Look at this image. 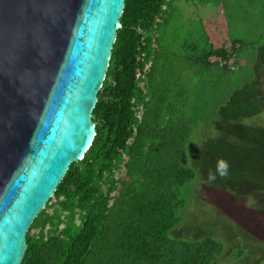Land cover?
Wrapping results in <instances>:
<instances>
[{
  "label": "trees",
  "instance_id": "trees-1",
  "mask_svg": "<svg viewBox=\"0 0 264 264\" xmlns=\"http://www.w3.org/2000/svg\"><path fill=\"white\" fill-rule=\"evenodd\" d=\"M176 1L125 0L96 135L30 226L21 264H264V124L248 108L264 97L262 64L230 112L203 109V95L194 107L188 84L160 70L171 62L158 29ZM241 46L207 44L202 66L233 70ZM218 158L229 177L209 185Z\"/></svg>",
  "mask_w": 264,
  "mask_h": 264
},
{
  "label": "water",
  "instance_id": "water-1",
  "mask_svg": "<svg viewBox=\"0 0 264 264\" xmlns=\"http://www.w3.org/2000/svg\"><path fill=\"white\" fill-rule=\"evenodd\" d=\"M125 0H0V264L96 135Z\"/></svg>",
  "mask_w": 264,
  "mask_h": 264
},
{
  "label": "rangeland",
  "instance_id": "rangeland-1",
  "mask_svg": "<svg viewBox=\"0 0 264 264\" xmlns=\"http://www.w3.org/2000/svg\"><path fill=\"white\" fill-rule=\"evenodd\" d=\"M178 5L168 9V19L158 29L160 48L165 50L163 63L171 62L160 68L170 81L183 79L188 89L193 91L192 104L199 105V95L204 96V108L215 111L222 105L221 115L230 112V98L237 89L248 94L244 88L256 77V68L262 64L264 75V1L255 0H178ZM167 11V12H168ZM166 12V13H167ZM232 40L241 43L236 50V66L231 71H223L215 64L202 66V58L207 44L223 41L230 45ZM209 42V43H208ZM175 59L168 58L169 53ZM261 54V60L259 56ZM210 60L216 61V57ZM173 62V63H172ZM174 69L175 79L168 76ZM250 97L259 98L257 106L248 107L253 114L250 119L264 124V97L258 95L262 86L255 81ZM239 97V101H241ZM182 107L181 100L176 101ZM259 110V111H258ZM258 111V112H257Z\"/></svg>",
  "mask_w": 264,
  "mask_h": 264
},
{
  "label": "clouds",
  "instance_id": "clouds-1",
  "mask_svg": "<svg viewBox=\"0 0 264 264\" xmlns=\"http://www.w3.org/2000/svg\"><path fill=\"white\" fill-rule=\"evenodd\" d=\"M218 176L220 179H227L229 177V164L223 158H218L215 171L209 169L207 179L204 182L211 185L215 183Z\"/></svg>",
  "mask_w": 264,
  "mask_h": 264
}]
</instances>
